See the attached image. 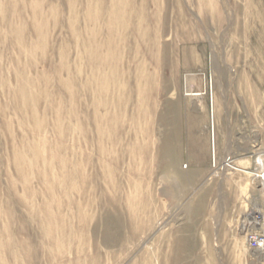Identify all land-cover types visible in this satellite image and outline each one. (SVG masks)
Returning a JSON list of instances; mask_svg holds the SVG:
<instances>
[{"label": "rangeland", "instance_id": "rangeland-1", "mask_svg": "<svg viewBox=\"0 0 264 264\" xmlns=\"http://www.w3.org/2000/svg\"><path fill=\"white\" fill-rule=\"evenodd\" d=\"M259 153L264 0H0V264H264Z\"/></svg>", "mask_w": 264, "mask_h": 264}, {"label": "built area", "instance_id": "built-area-1", "mask_svg": "<svg viewBox=\"0 0 264 264\" xmlns=\"http://www.w3.org/2000/svg\"><path fill=\"white\" fill-rule=\"evenodd\" d=\"M213 152V150H212ZM214 154V152H213ZM261 160L264 161V154L263 153H259L254 161V167L252 169V173L254 172L255 174V179H257L256 181L262 180L264 178V169L256 168V164H258L259 162H262ZM231 160L229 158L226 159V161H224L225 163L231 164L230 162ZM252 178H254L252 176ZM257 214V213H255ZM246 243L248 246L249 251H257L260 249H264V217L262 216L260 219H258V228L257 229H253V230H248L247 234H246Z\"/></svg>", "mask_w": 264, "mask_h": 264}, {"label": "bare ground", "instance_id": "bare-ground-1", "mask_svg": "<svg viewBox=\"0 0 264 264\" xmlns=\"http://www.w3.org/2000/svg\"><path fill=\"white\" fill-rule=\"evenodd\" d=\"M121 74V73H120ZM187 81V80H186ZM124 84V83H123ZM117 87V86H116ZM116 90V89H115ZM124 90V89H123ZM192 96H198L199 94H191ZM126 97V96H125ZM128 99V98H127ZM192 121V120H191ZM196 125V124H195ZM190 127H192V126H190ZM192 134V133H191ZM214 135V134H213ZM212 135V136H213ZM213 146H214V136H213ZM149 151V150H148ZM214 152V151H213ZM262 162H259L258 163V169L259 168H262V169H264V161L263 160H261ZM134 165V164H133ZM225 165H227V163L225 164ZM178 177V176H177ZM258 181H259V184L261 185V187H264V178L262 179V180H259L258 179ZM260 213V211L258 210V209H256V213ZM253 216V215H252ZM252 216H249L248 217V221L246 222V223H250V224H252V223H256L255 221L257 220V219H255V220H253L252 218ZM251 219L253 220V221H251ZM114 222H116L117 223V221H114ZM258 222V221H257ZM257 224V223H256ZM116 232V231H115ZM255 253H256V256H258V257H263L264 258V249L262 250V249H260V250H257V251H255Z\"/></svg>", "mask_w": 264, "mask_h": 264}]
</instances>
